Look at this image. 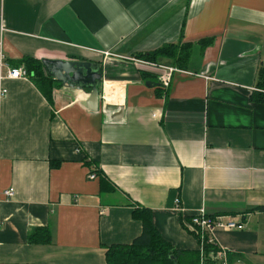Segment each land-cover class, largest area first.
Returning a JSON list of instances; mask_svg holds the SVG:
<instances>
[{"label":"crops","instance_id":"crops-1","mask_svg":"<svg viewBox=\"0 0 264 264\" xmlns=\"http://www.w3.org/2000/svg\"><path fill=\"white\" fill-rule=\"evenodd\" d=\"M1 24L11 65L88 60L102 80L97 110L57 80L50 101L29 77L2 81L0 264H106V246L141 233L138 207L180 250L199 248L198 209L240 220L215 229L218 248L264 264V0H0ZM183 43L186 68L137 56ZM133 59L176 71L164 88Z\"/></svg>","mask_w":264,"mask_h":264},{"label":"trees","instance_id":"trees-1","mask_svg":"<svg viewBox=\"0 0 264 264\" xmlns=\"http://www.w3.org/2000/svg\"><path fill=\"white\" fill-rule=\"evenodd\" d=\"M208 41V39H202L198 43L204 46ZM137 56L151 61L166 58L172 65L178 68H186V63L190 57V43L166 44L150 52L138 54ZM13 66H23L31 82L50 101L56 80L46 74L41 60L32 56H23ZM142 76L145 78L150 75L142 73ZM256 87L258 90H264V62L259 65L257 70ZM86 90L89 91V89ZM253 95H255V100L264 101V95L261 92L254 93ZM256 209L264 210V207L259 206ZM132 215L133 218L141 222V233L131 243L106 246V264H200L201 256L199 249H176L161 237L159 231L153 225L149 209L143 207L135 208L132 211ZM185 224L189 226V218L185 221ZM34 235H36L35 232L30 235L29 239L35 241ZM48 240L49 237L46 236L43 242L47 243ZM217 251L218 246L205 243L202 264H221L216 259L215 253ZM233 256L237 257V255ZM233 256L230 254L227 255L228 261Z\"/></svg>","mask_w":264,"mask_h":264},{"label":"built area","instance_id":"built-area-1","mask_svg":"<svg viewBox=\"0 0 264 264\" xmlns=\"http://www.w3.org/2000/svg\"><path fill=\"white\" fill-rule=\"evenodd\" d=\"M5 31L4 25H0V96L5 95L6 89L2 86V81L4 79H18V78H27L28 74L23 66H13L8 63L5 53L2 46L1 35ZM137 63H148L151 65L154 71L158 72V81L159 83L166 88L170 81L171 76L175 70L173 67H162L153 62H147L146 60L133 59ZM158 69H157V68ZM88 177L90 179L95 178V173H89ZM4 195L6 199H9L13 196V189L8 188L0 192ZM178 204V200H176ZM189 227L195 233L199 241V252H200V264H202V255L203 248L205 243L216 244L214 231L217 228H222L224 230L231 229H242L244 224L240 220H235L232 217H228L222 214L211 215L208 214L205 209L202 207L195 211L189 219ZM216 259L221 264H227V253L224 249L218 248V251L215 253Z\"/></svg>","mask_w":264,"mask_h":264},{"label":"water","instance_id":"water-1","mask_svg":"<svg viewBox=\"0 0 264 264\" xmlns=\"http://www.w3.org/2000/svg\"><path fill=\"white\" fill-rule=\"evenodd\" d=\"M45 72L48 76L61 82L69 88L89 89V96L86 100L87 107L97 110L99 106V87L102 80L100 65L88 60H63V59H41ZM147 85L152 82L147 81ZM106 110H117L105 103ZM120 117V113L112 116L113 119ZM172 258V257H171Z\"/></svg>","mask_w":264,"mask_h":264}]
</instances>
